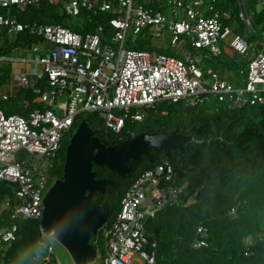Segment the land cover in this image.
<instances>
[{"label": "built area", "instance_id": "1", "mask_svg": "<svg viewBox=\"0 0 264 264\" xmlns=\"http://www.w3.org/2000/svg\"><path fill=\"white\" fill-rule=\"evenodd\" d=\"M39 1L0 0V7L8 10L0 12V28L9 35L26 33L39 39L30 46L13 48L29 49L34 55L21 59L28 63L27 70L13 69L7 81L0 83V102H8L20 90L34 94L32 100L21 101L28 109L24 114L0 107V181L15 187L6 202L11 221L0 226V249L16 240L18 220H33L38 223V252L32 262L56 264L49 241L57 239L54 230L42 224L43 199L57 178L51 171L60 163L62 139L76 128V117L84 111L94 112L105 132L120 135L126 121H142L160 101L187 106L218 102L227 108L264 104V51L253 54L245 37L222 24L228 13L215 10L207 0H48L66 15L84 21L99 12L112 15L83 33L60 23L23 21L9 11L26 12ZM236 1L239 17L250 29L251 13L244 0ZM255 1L264 6V0ZM137 36L154 41L165 38L168 48L186 42L212 55L220 54L223 44L246 58L245 82L233 85L199 65L190 53L180 58L134 49ZM37 155L44 158L41 163L36 162ZM182 189L174 183L168 160L139 174L100 229L104 254L96 249L95 258L86 264H156L155 243L150 244L146 236V222L177 202ZM196 232L193 247L206 246L207 229L199 225ZM252 244L247 237L245 245Z\"/></svg>", "mask_w": 264, "mask_h": 264}, {"label": "trees", "instance_id": "2", "mask_svg": "<svg viewBox=\"0 0 264 264\" xmlns=\"http://www.w3.org/2000/svg\"><path fill=\"white\" fill-rule=\"evenodd\" d=\"M207 1L214 5L215 10L228 13L227 18L222 17V24L245 37L252 46L253 54L264 51V6L256 9L255 0H244L251 13V27L248 29L239 17L236 0ZM110 16V13L99 12L91 21L77 18L78 22L74 23L66 20L71 16L66 15L58 5L40 0L30 6L19 19L60 23L83 33L92 31ZM8 35L5 28H0V57L8 56L17 45L30 46L39 40L26 33H19L10 39ZM127 46L131 47L129 42ZM132 48L170 52L159 48L149 36H137ZM219 62H215V71L222 75L225 67L236 70L234 75H240L241 78L235 84H244L245 59L242 60V74L237 72L234 61L221 59ZM9 71L0 66V83L7 81ZM234 75L228 76L230 82L235 80L232 79ZM26 94L20 96L17 93L8 102H0V107L4 106L6 112L24 114L21 101L34 96L30 90ZM84 112L86 116L81 117L79 122L85 121L89 127L96 129L93 123L96 113ZM128 131L134 134L175 131L191 136V140L186 141L180 149L172 150L169 157L162 150H152L150 160L143 156L138 160H129L127 164L131 171L123 176L104 166H92L96 177L113 181L103 193H95L93 196L101 202H108L111 217L133 179L164 160L172 163L174 183L183 186L180 197L177 202L158 211L154 218L148 219L145 226L150 244L155 243L153 251L156 264H263L264 104L245 103L236 108H227L218 102L187 106L182 102L160 101L148 109L142 121H126L120 135L98 130L97 136L105 145H113L121 138L129 137ZM65 149L64 145L60 146V163L52 169L53 176L57 174L61 160L64 161ZM56 177H62V170L59 177ZM4 182L7 181H0V185ZM10 221L9 210L1 207L0 226L8 225ZM17 223L16 240L0 249V264H30L38 252V223L33 220H18ZM199 225L208 231L207 245L195 248L192 244L197 237L196 229ZM247 237L253 240L250 246L245 245ZM89 242L104 254L100 230L90 235Z\"/></svg>", "mask_w": 264, "mask_h": 264}, {"label": "water", "instance_id": "3", "mask_svg": "<svg viewBox=\"0 0 264 264\" xmlns=\"http://www.w3.org/2000/svg\"><path fill=\"white\" fill-rule=\"evenodd\" d=\"M97 134L98 130L85 121L76 126L65 149L62 177L54 180L43 199L42 224L46 230H54L73 264H86L95 258L90 235L100 230L109 216L108 202L93 196L103 193L113 181L96 177L92 166H104L123 176L131 171L129 160L141 156L150 160L152 150H162L169 157L172 150L191 140V136L175 131L140 132L105 145Z\"/></svg>", "mask_w": 264, "mask_h": 264}, {"label": "rangeland", "instance_id": "4", "mask_svg": "<svg viewBox=\"0 0 264 264\" xmlns=\"http://www.w3.org/2000/svg\"><path fill=\"white\" fill-rule=\"evenodd\" d=\"M135 3H136V0H135ZM255 7H256V9H258L261 6L256 2L255 3ZM7 11H8L7 9L0 7V12L1 13H6ZM9 11H11L14 14H16V16L18 18H20V19L25 14V12H18L14 8H9ZM68 19H69V21H73L74 23L78 22V19L77 18H73V17L66 18V20H68ZM8 37L10 39V38H14L16 36L15 35H8ZM163 42L166 43V39L165 38L163 39ZM21 48L22 47L12 50L10 52V54L6 57L7 59L0 58V66L2 68L9 69L10 71H12L13 69L16 70V69H22V68L25 69V70H27L28 69V63L23 64L21 62V59H25V60L31 59L33 57L34 53H32L29 49L21 50ZM177 51L178 52L181 51L182 53H190L192 55L199 54L197 49L190 48L189 45L186 42H181L176 48H174V49L172 48V50L168 54H175ZM164 53L167 54L166 52H164ZM206 54H207V58L208 59H211L212 61L209 62L207 59H205L204 60V63L202 64L203 67L204 66H207V65L209 66L211 64H214L215 62H219L220 59L214 57L212 54H210L208 52H205V55ZM232 54L234 55V58L235 59L236 58L238 59V63H240L239 60L242 61L241 60L242 59L241 57H240L241 58L240 59L236 54H234V53H232ZM10 59H12V61ZM238 76H239V78H241L240 75H238ZM26 91L27 90H20L19 91V95L20 96H26L27 95L26 94ZM30 100H32V99H30ZM207 103H209V102H207ZM22 109H23L24 112H26L28 110L23 105H22ZM16 113H18V112H16ZM85 114H86L85 112H82L81 114H79L76 117V122L74 123V126H77L80 123L79 120L81 119V117L86 116ZM93 123H94V125H95V127H96L97 130H103V125L99 121V119L97 118V114L94 116ZM73 132H74V129L71 130L69 133H67V134L64 135V137L62 139L61 147L63 145L65 147L67 146V144L69 143V140H70ZM37 156L39 157V155H37ZM43 160H44V158H40L39 157V159L36 160V162L41 163ZM52 161L54 162L55 159H52ZM62 164H63V161L61 160V165H59L57 167L58 172H57V174H54V177H56V176L59 177V175L61 173V170H62ZM14 191H15V187L11 183H7V182L1 183V185H0V192H1V195H0L1 196L0 208L1 207L3 209H5V207H6V209L8 208V206L6 204L7 199L8 198H11L13 196ZM49 243L54 248V257H55L56 264H73L69 253L67 252V250L58 241L51 239L49 241ZM134 264H137V263H134Z\"/></svg>", "mask_w": 264, "mask_h": 264}, {"label": "crops", "instance_id": "5", "mask_svg": "<svg viewBox=\"0 0 264 264\" xmlns=\"http://www.w3.org/2000/svg\"><path fill=\"white\" fill-rule=\"evenodd\" d=\"M157 45H158V47L159 48H161V49H163V50H168V51H171L172 50V48H168V47H166V44H165V42H163L162 40H158V41H154ZM190 47V46H189ZM191 48V47H190ZM174 49V48H173ZM198 50V49H197ZM205 52H208V51H206V50H198V53L199 54H195V55H193L194 57H196L197 59H198V62H199V65H201V66H203L202 64L204 63V60L205 59H207V60H209L208 58H207V54L205 55ZM209 53V52H208ZM233 52L230 50V49H228V48H225V46L223 45V44H221V52H220V54H218V55H213L214 57H216V58H218V59H223V60H232V61H234V63H236L237 64V72L239 73V74H242L243 73V68H242V66H243V63H242V61H240L239 60V62L240 63H238V59L236 58H234V55L232 54ZM175 54H178L179 56L178 57H180V58H182V57H184V55L186 54V53H182L181 51H177ZM211 54V53H210ZM192 55V54H191ZM3 57H7V56H3ZM240 58V57H239ZM242 58V57H241ZM240 58V59H241ZM243 59H245L246 60V58H242L241 60H243ZM246 62H247V60H246ZM206 64V63H205ZM219 64H220V62H219ZM207 65V64H206ZM215 63L214 64H211V65H207V66H204L205 68H211L213 71H215L214 70V68L213 67H215ZM245 68H246V65H245ZM235 71L236 70H229L228 68H224V72H223V74L221 75V74H219L217 71H215L221 78H223V79H225L226 81H228V82H230L229 81V79H228V76H230V75H234L235 74ZM11 72V71H10ZM232 79H235V80H232L233 82H230V83H232L233 85H236V86H239V85H237V84H235V81L236 80H238V79H240L239 78V76L238 75H234V76H232ZM1 103H6V102H1ZM30 264H36L35 262H31Z\"/></svg>", "mask_w": 264, "mask_h": 264}]
</instances>
